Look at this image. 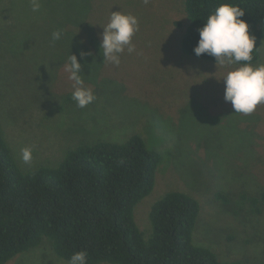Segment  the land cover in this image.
<instances>
[{
	"label": "rangeland",
	"instance_id": "rangeland-1",
	"mask_svg": "<svg viewBox=\"0 0 264 264\" xmlns=\"http://www.w3.org/2000/svg\"><path fill=\"white\" fill-rule=\"evenodd\" d=\"M122 11L139 19L136 51L115 66L100 55L102 25ZM185 0H30L0 4V122L24 170L57 166L81 144L123 143L141 136L162 155L152 194L135 217L149 236L153 205L169 192L194 197L201 213L194 232L199 246L221 259L264 264V104L250 115L224 100L223 78L238 65L186 56L181 41ZM61 30L62 38L52 40ZM83 42V43H82ZM264 65V42L257 40ZM80 60L85 86L96 100L79 108L66 64ZM30 147V165L21 149ZM224 198H221V197ZM7 264H68L48 240Z\"/></svg>",
	"mask_w": 264,
	"mask_h": 264
},
{
	"label": "trees",
	"instance_id": "trees-1",
	"mask_svg": "<svg viewBox=\"0 0 264 264\" xmlns=\"http://www.w3.org/2000/svg\"><path fill=\"white\" fill-rule=\"evenodd\" d=\"M222 3L243 9L250 32L264 42V0H185L188 24L181 49L186 56L216 63L207 54L197 57L194 48L198 29ZM259 58L254 51L251 63ZM161 163L162 155L134 135L123 143L81 144L57 166L27 171L0 122V264L45 240L68 264L79 251L87 253L88 264H249L221 259L195 243L201 206L184 192L158 200L150 212V235L142 231L135 210L152 194ZM259 202L264 205V190Z\"/></svg>",
	"mask_w": 264,
	"mask_h": 264
},
{
	"label": "clouds",
	"instance_id": "clouds-1",
	"mask_svg": "<svg viewBox=\"0 0 264 264\" xmlns=\"http://www.w3.org/2000/svg\"><path fill=\"white\" fill-rule=\"evenodd\" d=\"M148 3L149 0H144ZM33 12H39L42 0H30ZM245 11L231 3H222L210 14L203 27L198 29V45L194 48L197 57L207 54L214 57L218 65H238L234 70L227 72L222 79L225 85L224 100L230 102L234 113L252 114L259 105L264 104V65L254 66V51L257 47V37L250 32V25L242 19ZM100 55L103 63L119 66L121 54L127 50L128 54L136 51L133 37L140 30L138 17L124 14L122 11L111 13L109 22L101 26ZM62 38V31L52 33V40ZM83 43V42H82ZM88 51L80 52V59L72 54L66 64L70 73L69 79L74 81L72 99L79 108H85L96 100L90 88L85 86L82 73V63L86 57L92 56ZM33 159V150L30 147L21 149V160L30 165ZM69 264H88V255L85 251L75 252Z\"/></svg>",
	"mask_w": 264,
	"mask_h": 264
}]
</instances>
